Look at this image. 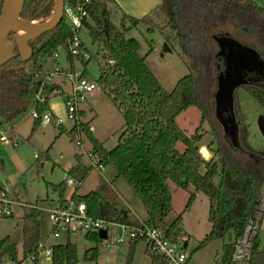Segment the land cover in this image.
Instances as JSON below:
<instances>
[{"label":"trees","instance_id":"obj_1","mask_svg":"<svg viewBox=\"0 0 264 264\" xmlns=\"http://www.w3.org/2000/svg\"><path fill=\"white\" fill-rule=\"evenodd\" d=\"M108 1L113 0H92L88 7L90 21L84 23L92 43L105 51L108 64L99 66L97 78L84 66L82 76L95 80L103 88L121 111L124 129L118 142L111 148L102 144L85 121L74 123L69 130L71 137L78 130L84 132L100 160L104 164H114L118 176H122L139 196L147 213L146 222L161 225L171 239L177 240L185 234L182 214L190 207L198 191L208 196L211 228L193 251L203 248L215 238L224 237L229 231H232L234 238L240 237L248 219L256 218L259 212L264 211V169L259 172L248 168L241 157L253 156L261 160L264 166V150L254 148L247 141V127L244 125L238 89L243 88L249 92L264 108V80L242 79L230 91L228 101L235 124V133L231 135L226 130V124L217 117L216 105L215 119L203 100L200 67L190 47L200 44L199 33L203 26L198 18L203 9L227 13L236 21L243 34L264 42V7L254 6L253 0H161L150 13L141 18L122 13L117 26L109 18L106 8ZM75 2L64 0L65 5ZM54 8L55 0H25L20 17L28 21H45L50 18ZM157 18H161L162 23ZM126 21L129 27L125 26ZM139 24L146 25L149 33L158 31L168 44L173 42L182 48L186 44L190 46V50L183 48L178 51L182 61L187 64L188 72L178 78L171 89L162 85L147 64L146 55L140 54L139 41L126 36L130 27ZM71 36V28L63 16L54 28L28 40L31 48L29 58L22 59L16 48L11 50V58L0 65V120L13 122L32 105L39 111L49 108L51 84H45L42 89L47 99L34 102L38 82L44 74L42 60L51 56ZM11 38L12 34L9 40ZM147 42L149 51L153 50V40ZM215 55L213 64L215 76H218L219 67ZM73 59L68 55L69 61ZM192 105L199 108L201 120L195 130L187 134L177 122L176 116ZM34 120L31 131L39 123L38 119ZM203 120L210 123V133L217 143V157L209 160L201 156L198 145L204 134L201 130ZM10 128L14 133L13 126ZM89 170L90 166L78 163L70 167L68 173L81 182ZM216 177L217 181L214 180ZM169 180L189 191V194L183 210L167 222L166 217L172 208ZM48 185L58 192L59 199L63 198L66 192L65 180L49 182ZM112 192L111 185L101 177L94 189L83 195L73 193L72 196L77 201H84L87 211L94 216L131 221L127 216L128 211L120 208ZM23 210L22 255H26L41 238L42 210L34 205H24ZM259 221H262V215ZM85 236L93 241L100 240L95 232L86 233ZM138 241L130 240L126 264H132L134 247ZM233 245L231 241L223 243L225 259L229 258ZM146 250L151 259L150 264H167L160 253L148 248ZM2 251L17 258L14 243L9 236L0 238V254ZM89 252H92L91 258H95L97 247L85 250L86 255ZM263 256L264 247L258 233L253 239L250 264H264ZM77 263V245L68 233L65 242L53 244L51 264ZM34 264H40V260Z\"/></svg>","mask_w":264,"mask_h":264},{"label":"rangeland","instance_id":"obj_2","mask_svg":"<svg viewBox=\"0 0 264 264\" xmlns=\"http://www.w3.org/2000/svg\"><path fill=\"white\" fill-rule=\"evenodd\" d=\"M107 11L111 21L113 23L116 22L119 26L121 17L113 14V9L111 8L107 9ZM199 16V22L203 26L202 32L199 33L200 44L191 47L186 44L183 48L187 50H190L191 48V53L199 64L202 78L201 91L203 100L206 105H208L212 118L216 119L215 105L216 102H219L220 112L217 117L220 118L226 124L229 131H232L234 134L235 129L233 130L232 125L231 105L226 98V91L223 90L220 93V96L218 95V99L216 97L215 89L219 86L217 81L219 82V77L221 76V80L224 79L223 81L225 83L226 77H224L223 72L218 74V78L215 76L213 56L216 52H218V44L216 40L213 39V36L234 37L240 43L251 46L263 54L264 42L260 40L258 41L253 36L249 37L243 34L239 30L236 21L227 13L203 9L199 12ZM157 21L162 23L161 18H157ZM126 23L129 22L126 21ZM139 25H141L139 29H133L131 37H134L139 41L141 46L140 54L146 55L147 64L161 81L162 85L166 89H171L178 78L188 72L187 64L182 61L181 57L178 55V51H181L183 48L180 45L173 44V42H169L171 45L169 46L164 37L158 31L149 33L146 31V25ZM81 38L84 45L89 49L91 57L84 63L81 61H75V68L82 70L85 66L89 73L94 78H97L99 75V66H105L108 64L107 55L101 46L92 43L89 32L86 28L81 31ZM150 39H152L154 44H156L151 51H149V45L147 42V40ZM165 44L170 47V50L166 49ZM58 52L59 64L64 67H68L69 61L66 57L65 50L60 48ZM238 78V76L232 75L231 79L237 81ZM243 79L264 80V75L244 73ZM221 89L223 88L221 87ZM238 97L243 111L244 125L247 127V141L254 148L264 150V108L249 92L243 88L238 89ZM50 102L57 110L63 111V103L60 92L52 94ZM90 102H92L97 112V115L92 122L97 123L101 133L110 136L105 144L107 147L112 146L120 131L124 129V119L122 113L111 102L109 96L99 84L95 90H92L88 94L84 105L85 103L90 104ZM86 114L91 116L93 112L87 110ZM176 120L187 134L192 133L201 120L200 110L195 105L189 106L176 116ZM12 125H14L13 129L20 134L15 135L17 140L16 144H13L12 140L0 141V183L6 185L10 193L17 192L19 198L23 201L29 200L31 202L32 198L35 196L45 195L46 190L51 192L52 188L48 185L49 181L47 180L49 179L52 168L54 170V177L59 178L57 173H60V168L57 164H54L53 159L46 157L45 166H40V162L42 159L44 160L45 157L43 156L45 151L42 147L53 139V134L58 131L59 127L53 123H38L36 128L31 131L32 117L30 115V108L20 114L13 122H5L4 120H1L0 134L3 133L7 137L12 136L13 133L10 128ZM201 130L204 134L202 139L198 142L200 153L202 155H206V147L201 145L206 143L211 158H216L217 154L215 149L217 148V143L213 140L210 133V123L208 120H203ZM80 134L82 137L85 135L83 131ZM75 136L79 135L76 133ZM32 141L34 145L31 143ZM86 145H88V143L85 139L82 141V146L86 147ZM76 148L82 152V148L77 146L74 139H71L69 134L64 131L53 145L54 151L52 152V157L54 159H65L72 156L74 158L73 152ZM34 153L41 154V157L37 160ZM82 154L84 158H87L84 153ZM241 160L248 168L258 170L259 172L264 169L261 160L256 159L253 156H242ZM107 166L114 167L115 169L113 164L108 163ZM68 176L69 175H67L66 178ZM117 178V188L121 192V199L125 202L129 201L133 210L139 212V214H141L140 216L146 217V210L139 196L133 191L122 176H118ZM214 180L217 181V177ZM168 184L171 193L172 208L166 217L167 222H169L178 212L183 210L189 194V191L181 188L171 180L168 181ZM20 206L22 207V205ZM208 209V196L203 192H199L193 199L190 207L182 214V222L185 231L184 235L189 238L186 246V250L191 253L189 264H211L222 251L223 243L230 242L232 240L233 233L232 231H229L224 237L215 238L208 242L203 248L193 251V248L204 238L211 228V222L208 219ZM18 220L19 219L16 215L0 216V236H3L6 232H11L15 248L17 244L15 239H19L21 236V225ZM49 224L50 220L48 212L47 210L42 209L41 238L46 235ZM258 233L261 238V245L264 247V211L262 213V221ZM84 239L85 238L81 233H77L72 236V240L77 242L79 248L77 264H126L128 256V251H126V241L107 245L103 240L95 242L85 239V244ZM56 240L62 242L65 238L61 236ZM85 246L98 247V256L96 258H91L88 256L89 253L86 255L84 250ZM137 247L138 256L142 255V253L149 255L147 250L145 251V242L139 241L137 243ZM106 255L109 257L106 258ZM9 257L10 256L7 251H2L0 254L1 259ZM138 259L139 258H136L135 261L132 260V263L134 261V264H138ZM40 264H51V259L43 258L40 260Z\"/></svg>","mask_w":264,"mask_h":264},{"label":"built area","instance_id":"obj_3","mask_svg":"<svg viewBox=\"0 0 264 264\" xmlns=\"http://www.w3.org/2000/svg\"><path fill=\"white\" fill-rule=\"evenodd\" d=\"M91 2L92 0H76L74 4H64L63 16L71 28L72 36L59 47L65 50L67 58L68 55L84 60L90 58V53L84 49L85 45L81 38V31L85 27L84 23L90 21L88 7ZM2 5L3 0H0L1 9ZM59 47L51 56L56 57L58 55ZM82 70H71L62 65L54 64L52 69L44 72L42 79L38 82V90L34 97V102H41L47 99L46 94L42 90L44 85L51 83L53 74L62 73L70 81V90L63 97L64 115L57 114L50 108L39 111L32 105L30 107L31 117L38 119L40 123H53L57 126L64 124L66 120L71 121L72 126L74 123L82 121V104L87 100L88 94L98 86L95 80L83 77ZM81 132L82 130H78L77 134L79 137L76 136L74 138L75 144L82 148V153L89 159L90 167L102 169L104 163L99 156L92 149L82 146ZM9 140H12L13 144L17 143L14 134L10 137L3 133L0 134V141ZM37 155L35 153V156ZM66 183L75 187L79 181L74 176L69 175L66 178ZM13 204L27 205V203L11 198L7 189L0 186V216L11 215ZM29 205L37 206L35 204ZM39 208L48 212L51 228L47 235L40 238L26 255H21L17 258H5L1 260L0 264H34L36 260L51 259L54 240L62 233L73 234L81 232L86 234L95 232L98 234L100 229H105V237H100V239L108 245L139 239L145 242L146 248L150 251L160 253L167 264H189L190 253L186 250L188 237L181 235L179 239L173 240L167 235L161 225H151L146 221L131 222L94 216L87 211V205L84 201H77L72 195L58 199L51 206ZM261 215L262 213L259 212L256 218L248 219L243 234L240 237L232 238L231 242L234 245L229 258L225 259L221 251L211 264H250L253 255V239L260 230L261 222L259 219ZM185 241L186 246H184Z\"/></svg>","mask_w":264,"mask_h":264},{"label":"crops","instance_id":"obj_4","mask_svg":"<svg viewBox=\"0 0 264 264\" xmlns=\"http://www.w3.org/2000/svg\"><path fill=\"white\" fill-rule=\"evenodd\" d=\"M160 2H161V0H113V1H108L107 2L106 8L107 9H110V8L113 9V14H115L118 17H122V13H125V14H127L129 16L134 17V18H141L144 15L150 13ZM252 4L254 6H258V7H264V0H253ZM114 24L118 26V24L116 22ZM125 26L129 27L130 25H129V23H125ZM140 26L141 25H137L135 27H130L129 30L127 31V33H126V36L127 37H131V33L133 32V29L134 28L135 29H137V28L139 29ZM132 38H134V37H132ZM154 46H156V44H154ZM60 48H62V47H59V49ZM85 48L87 49L88 52H90L89 49L86 46H85ZM58 57H59V52H58V55L56 57L46 56L42 60L44 72H47L49 69H52L53 66H54V64H59ZM90 57H91V54H90ZM89 59L84 60V59L74 58L73 61H69L68 60L69 61V66L68 67H65V68H69L71 70H73V69L74 70H79V69H76L75 68V61H81V62L84 63L85 61H88ZM50 84L52 85V91L50 92V96L48 98V106H49V108L53 112H55L57 114H60V115H64V110H65L64 109V104H63V111H59L50 102V100H51L52 94H55L57 92H60L61 93V97H62V103H63V97H64L65 93H67L70 90V81L68 80V78L64 74H62V73H56V74H53L51 76V83ZM111 102H112V100H111ZM87 110L92 111L93 114L91 116H88L86 114L87 113ZM96 115H97V112H96L95 107L92 104V102H90V104H88V103H85V105H84V103L82 104V109H81V118H82V121H85V122L88 123L89 128L92 131V133L102 142V144L106 148H111L120 139V133H121L122 130L120 131V133H119L118 137L116 138L115 142H113L112 146L107 147L105 143H106L107 139L110 138V136H107L106 134L101 133L99 131V128L97 126V123L92 122V120L95 118ZM34 121L35 120L32 118V125H33ZM41 124H46V123H41ZM32 125H31V127H32ZM12 126H14V125H12ZM58 127H59L58 131L57 132H54V134H53L54 135L53 136V139L50 140V142H47V144H45V146L42 147L44 149V151H45V154L43 155L45 157H44V160L42 159V161L40 162V166L41 167H44L45 166V163H46L45 158L46 157H49L50 159H53L54 164H57L59 166L60 173H57V176L59 178H55L54 177L55 176L54 175V170L52 168L51 169L50 176H49V179L47 180V181L53 182V183H58V182H60L62 180H65L66 181V176L67 175H70L68 173V169L70 167L78 164V163H82L84 165L89 166V159L88 158H84L82 152H80V150L77 149V148L73 152L74 153V158L72 156L69 157V158H65V159H54L52 157V152L54 151L53 145L55 144V142L58 139V137L61 136L62 132H64V131L67 132V134H69V136H70L71 139L76 138V136H74L72 138L71 135H70V133H69V130L72 127L71 121L66 120V122L64 124L59 125ZM13 132H14L13 133L14 135L20 134L19 132L15 131V129H13ZM77 137H79V136H77ZM82 139H83V141L86 139V141L88 143V145H86V147L85 146L84 147L85 148H88V149H92L91 148L92 147L91 146V142L89 141V139L87 138V136L84 135V137H82ZM31 143L33 144V141ZM201 145H204L206 147V150H207L206 155H202L200 153L201 156L205 160H209L211 158V155L209 153V149H208L206 143L201 144ZM34 155H35V153H34ZM40 157H41V154H38L37 156H35V158L37 160ZM110 164H112V163H110ZM107 165L108 164H104V167L102 169H98L96 167H90V170H89L88 174L86 175V177L81 182H79L78 185L75 186V187H73L72 185H68L66 183V192H65V194H64L63 197H65V196H71V195H73V193H76V194H79V195H83V194L89 192L90 190L94 189L98 185V183L100 181V178L103 177L111 185V188H112V191H113L112 192L113 193V198L118 202L120 208L125 209V210L128 211V213H127L128 218H130L131 221H135V220H138V221H146L147 220V213H146V217L140 216L141 214H139V212H137L136 210H133V207L130 205V202L129 201L128 202L127 201L125 202L124 200L121 199V196H122L121 195V192L117 188V182H118L117 169H116V167L114 169V167H108ZM0 186H3V187H5L7 189L6 185H4L2 183H0ZM7 192L9 194V196L11 198H13L14 200L20 201V202H24V203H27L28 202L27 205H29V204H35V205H37L38 208L39 207L51 206V205L55 204L58 201V199H59L58 192L55 191V190H53V189H51V192H49L48 190H46V193L43 196H40V195L35 196L34 198H32V201L31 202L29 200H24L23 201L21 198H19L17 192L10 193L8 189H7ZM199 192H201V191H198L196 193V196H197V194ZM20 205L21 204H13V206H12V214L9 215V216H15L16 215L18 217V219H19L18 222L21 225V236H20L19 239H15L17 244H16V248L14 247V250H15V252L17 254V257H20L22 255V221H23V215H24V210H23V206L24 205H22V207ZM39 209L42 210V208H39ZM50 228H51V223L49 224L47 233L49 232ZM41 233H42V231H41ZM47 233H46V235H47ZM77 233H81V232H77ZM77 233H73V234H70L69 233V235L71 237V240H72V236L75 235V234H77ZM81 234H83V236H84V238L86 240H90V239H88L85 236L84 233H81ZM67 235H68V233H65L64 232V233H62L59 236V237L63 236L65 238V240L62 241V242H65L66 241ZM4 236H9V238L11 239V241L14 243V239L11 236V232H6V234H4L3 236H0V238L1 237H4ZM86 240H85V244H86ZM100 240L95 241V242H99ZM54 241H55V243L61 242V241H57L56 239ZM72 241L75 242L76 245H77V255H78V250H79L78 244H77V242L75 240H72ZM130 243H131L130 241H126V244H127L126 245L127 246L126 247V251H129ZM137 243L135 244V247H134L133 260L135 261L136 258H139L138 259L139 260L138 264H150L151 259H150V256L149 255H147L145 253H142V255H139L138 256V254H137V252H138ZM14 245H15V243H14ZM90 247H93V246H85L84 250H86L87 248H90ZM145 251H146V247H145ZM98 253H99V251H98V247H97L96 257L98 256ZM91 255H92V252H89L88 256L89 257H92ZM108 257L109 256L106 255V258H108ZM9 258H11V257H9ZM3 259H5V258H3ZM3 259H1V260H3ZM134 261H133L132 264H134Z\"/></svg>","mask_w":264,"mask_h":264},{"label":"water","instance_id":"obj_5","mask_svg":"<svg viewBox=\"0 0 264 264\" xmlns=\"http://www.w3.org/2000/svg\"><path fill=\"white\" fill-rule=\"evenodd\" d=\"M24 1L25 0H3L2 9L0 11V65L11 58V50L14 48L17 49L22 59L29 58L31 55V48L28 45V40L54 28L63 17L64 0H55L54 11L47 20H25L20 17ZM10 34H12V38L9 40ZM214 39L219 47V51L216 53L215 57L218 55H233L234 53H240L241 55L239 62L241 68L243 69L237 72L238 74H235L239 77L238 80H230L227 83H224V79L221 80L222 77H219L220 83L218 91L216 92V97L218 99L220 93L225 90L226 98L229 100L230 91L243 79V74L248 73L247 67H250L249 64L254 62L255 64H259L260 68H264V59L261 58L260 53L253 47L240 43L234 37L214 36ZM165 46L167 50H170V47L167 44H165ZM225 47H227V49ZM259 66L256 65V67L260 70ZM217 67H219L218 63ZM234 72L235 70L231 69L229 73L224 76H229ZM221 87L223 89H221ZM219 108L220 104L219 102H216V110L218 114L220 112ZM234 129L235 128H233V130ZM226 130L229 131L227 127ZM229 132L233 135L232 131ZM124 215H126V213ZM105 234V229H100L98 232L99 237H105ZM184 246H186V241Z\"/></svg>","mask_w":264,"mask_h":264},{"label":"flooded vegetation","instance_id":"obj_6","mask_svg":"<svg viewBox=\"0 0 264 264\" xmlns=\"http://www.w3.org/2000/svg\"><path fill=\"white\" fill-rule=\"evenodd\" d=\"M225 48L227 49V47H225ZM218 51H219V47H218ZM260 55H261V58L264 59V54L260 53ZM240 56H241L240 53H234L233 55H227V56L218 55V57H216V62L219 65V73L223 72L224 75H227L231 69L232 70L234 69L235 72L232 75L238 74L237 72H239L241 69H243V68H241L240 62H239ZM256 65L259 66V64H255L254 62L250 63L249 64L250 67H247L248 68V73H251V74H254V75L255 74L256 75L257 74H259V75L263 74L264 75V68H262V67L260 68V66H259V68H260V70H259L256 67ZM232 75L224 76V77H226V81H225L226 83L228 81L232 80L231 79ZM219 83H220V81L219 82L217 81L218 85H219ZM232 125H233V128H235V124L233 123Z\"/></svg>","mask_w":264,"mask_h":264}]
</instances>
